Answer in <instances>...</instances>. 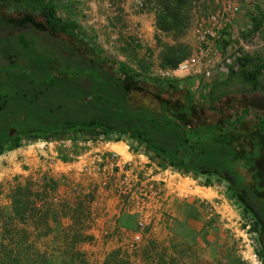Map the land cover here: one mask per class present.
<instances>
[{
	"label": "rangeland",
	"instance_id": "374dc122",
	"mask_svg": "<svg viewBox=\"0 0 264 264\" xmlns=\"http://www.w3.org/2000/svg\"><path fill=\"white\" fill-rule=\"evenodd\" d=\"M52 1L64 19L88 21V29L82 32L87 43L82 48L90 56L96 50L113 61L108 64L110 72L122 64L150 82L167 80L162 72L191 53L196 16L214 6L213 0H146L145 11L136 12L131 6L123 9V0ZM136 14L151 21L149 30H142ZM0 17L1 139L9 134V126L15 128L10 135L13 136L40 123H48L51 128L92 121L112 124L109 116L121 110L122 104L117 82L109 76L96 77L97 68L83 70L60 64L61 46L53 44L54 50L49 54L38 44L41 38L38 39L37 29L28 26V15L16 12L11 3L0 7ZM39 20L31 19L34 23ZM26 24L27 28H23ZM124 108L136 118L135 108L125 105ZM108 134L118 135L112 131ZM119 134H124L130 144L135 143L126 133ZM88 138L65 128L31 132L20 135V146L0 153V214L11 215L8 220L0 218V240L20 253V261L14 263L156 264L163 260L170 264L172 257L176 264H264L253 216L246 214L226 180L218 176L199 175V178L193 173L179 174L182 177L178 178L187 185L186 195L174 194L168 204L180 200L196 207L192 218L201 216L206 227L222 232L230 246V255H225V248L218 246L219 250L209 257L206 247L196 237L172 232V220L144 237L137 248L120 245L112 232L117 223L114 224L109 208L106 210L108 198H101L102 191L88 196L84 178L71 172L68 166L59 168L52 153L56 149L58 157L61 154L70 162L71 155L86 148L87 143L83 142ZM258 145L255 142V147ZM249 160L246 170L251 172V183L258 188L262 180L264 189V169L258 161L250 164ZM160 162L163 167L169 165ZM236 175L242 176L239 172ZM242 177L245 182L246 178ZM50 178L56 184L43 190ZM18 185L42 194L33 198L32 209L22 219L13 212L12 194ZM168 210L173 218L171 208Z\"/></svg>",
	"mask_w": 264,
	"mask_h": 264
},
{
	"label": "crops",
	"instance_id": "0c3cea01",
	"mask_svg": "<svg viewBox=\"0 0 264 264\" xmlns=\"http://www.w3.org/2000/svg\"><path fill=\"white\" fill-rule=\"evenodd\" d=\"M236 2L238 4V12L229 27L226 40H223L220 44L223 52L228 53L230 57L227 72L222 75L214 74L212 77H205L203 74L198 73L173 81L174 86L181 90L182 98H179V101L174 103L177 109L170 110V113L185 124L184 127L189 129V126L196 125L201 130L193 133L187 132L186 136L188 138L184 140V147H181L179 151L174 148L175 145L173 146L166 142L165 144L166 146H171V149H174L172 153L179 154L180 159L185 154L190 156L194 153L193 151L196 152L197 157L203 156L206 144H211L214 148L222 146L233 148V153L236 154L233 160L234 169L246 178V185H249L254 191L264 197V189L261 188L263 181L260 180L258 182V188L254 187L251 183V172H249L248 168L246 170L249 165L247 160L249 159V163H252V160L258 161L259 167L264 169V111L244 103V98L248 99L253 96H259L264 99V0H236ZM139 15L136 14V19L139 21L142 30L144 28L146 31L147 29L149 30L151 21ZM63 20L71 22L73 19L66 20L63 18ZM35 22L36 24L34 25L38 28L36 30L38 39L41 38L38 44H42L49 54L54 50L53 44L69 48L70 54L65 52L66 54L62 58L67 67L77 66L81 63L79 62L80 60L88 62L89 65H95L96 63L98 65L100 60H105L106 63L104 65L101 64L100 67L104 68L109 74L114 73L109 70L108 57L100 55L96 50H93L91 52L93 56H90L92 54H88L87 51L83 50L82 45L87 43V41L84 39L82 32L83 29H88V21L74 19L73 22L77 24V31L80 36L72 39L66 37L61 39L62 37L57 35L47 36L44 34L45 27L41 20ZM31 23H34V21H31ZM147 34L150 35L149 33ZM256 35L261 38L263 44L254 51H243L240 47V42L250 40ZM144 37L147 40L150 39L146 35ZM8 45L12 44L8 42ZM66 58L69 60H66ZM257 67H260V72L257 75V81L254 83L249 80V77ZM189 99H191L192 104L187 106L186 103H189ZM10 127L12 126H9L8 131H10ZM12 133L14 131H10V134ZM68 141L66 139V142ZM200 141L206 143L198 148L192 144L195 143L197 145ZM255 142H259L257 147H255ZM192 145L193 148H191ZM62 148L60 147L61 150ZM52 153L57 158L58 150L55 149ZM189 156L186 158H189ZM257 156H260V158L257 159ZM59 157H61V154H59ZM157 158L163 161L162 157L157 156ZM62 159L67 162L63 157ZM188 173L196 174L194 171ZM197 175L199 178L201 177L199 175H202L203 178L216 176L214 173ZM169 208L174 214L171 219L173 222L172 232L177 231L176 233L179 232L188 237L189 235L196 237V240L198 239V242L206 247L208 256L218 251V246L225 248V255H230V246L226 242L225 237H223L222 232L216 233L206 227L208 226L206 220L201 216L192 218L196 207L192 206L191 203L175 200L169 204ZM193 223H195V227ZM257 228V233H259L260 226ZM228 264L236 263L229 262ZM241 264L246 263L242 262Z\"/></svg>",
	"mask_w": 264,
	"mask_h": 264
},
{
	"label": "built area",
	"instance_id": "2783aa9c",
	"mask_svg": "<svg viewBox=\"0 0 264 264\" xmlns=\"http://www.w3.org/2000/svg\"><path fill=\"white\" fill-rule=\"evenodd\" d=\"M121 3L123 9L131 6L136 12H144L147 7L146 0H123ZM213 4L196 16L191 53L163 71L165 78L181 79L198 73L212 77L227 72L230 57L220 44L238 12V4L236 0H213ZM262 44L256 35L241 41L240 47L250 52ZM130 140L135 143L130 144L124 134L119 133L116 137L112 134L90 137L83 142L87 143L86 148L71 155L70 162L58 156L56 162L59 168L69 166L71 172L84 178L85 193L96 196L102 191L101 198H108L106 210L109 208L114 224L117 223L112 232L117 235L118 243L126 248H137L144 237L171 222L168 202L174 194L186 195L187 185L178 178L185 173L171 165L163 167L144 144L133 137ZM113 143H120L122 148L115 149L111 146Z\"/></svg>",
	"mask_w": 264,
	"mask_h": 264
},
{
	"label": "trees",
	"instance_id": "16d2710c",
	"mask_svg": "<svg viewBox=\"0 0 264 264\" xmlns=\"http://www.w3.org/2000/svg\"><path fill=\"white\" fill-rule=\"evenodd\" d=\"M9 3H11L12 8L16 12H24L25 15H28L29 19L26 22L30 28L38 29L34 25L36 23H31V19H40L45 27L44 34L47 36L57 35L62 37L61 39L65 37L72 39L80 36L77 31V24L73 21H64L59 16L52 0H0V7L9 5ZM23 28H27V24ZM58 52L63 57L67 52L70 54L69 48L65 46L61 47ZM62 60L60 59V64L66 66ZM66 60L69 59L66 58ZM110 61L113 63L112 60ZM248 61L250 60L248 59ZM79 62L81 63L77 65L78 68H82L83 70L89 69L90 67H93V69L97 68L98 73L95 75L96 77L109 76L115 83L117 82L120 88V94L118 96L122 99V104L121 110L114 111V115L110 114L109 118L113 120L112 124H98L92 121L51 128L48 123H40L38 127L36 126L33 129L23 130L21 132L18 131L15 135L10 136V131L15 132V128L12 126L6 138H0V153L4 150L14 149L20 146V135H26L31 132L37 133L38 131L45 132L51 129L65 128L70 133L79 131L81 137L92 138L108 134L109 131L127 133L128 136L135 138L138 142L150 149L155 157H162L163 163L169 164L183 173L190 171H194L196 174L214 173L218 177L226 178L229 181L227 186L231 189L232 195L236 200L244 206L246 214L250 213L249 215H251V212L253 213V226H255L257 232V227L260 226L259 236L261 239V253L264 260V197H261L262 195L254 191L252 187L246 185L241 175H236L237 172L233 165L236 154L233 153V148L223 146L214 148L211 144H206L203 156L197 157L196 152L193 151L194 153L190 156L185 154L180 159V155L172 153L174 149H171V146H166L165 144L166 142L173 146L175 145L174 148H177L176 150L179 151L181 147H184V140L188 138L186 136L187 132L190 131L193 133L194 131L201 130L196 125L189 126V129L184 127L185 124L170 113V110L177 109V107L173 108L174 103L179 101V98H182L181 90L174 86L173 81L175 79H167L165 80L166 82H150L148 78L133 73L122 64L119 65L118 70L114 71L113 74H109L104 68L102 69L100 67L101 64L104 65L106 63L105 60H100L98 65L97 63L95 65H87L88 62L86 63L85 61L82 64L83 60ZM259 68H255L253 74L249 77L250 81L254 83L257 81V75L260 72ZM188 101L189 103H186V105L190 106L192 101L191 99ZM124 105L136 109V118L133 119L132 115L125 110ZM134 120H136V123H133ZM205 143L200 141L197 145L195 143L192 144L198 148ZM193 145L191 148H193ZM176 150L175 152H177ZM187 156L189 158H186ZM47 181H49V184H44L42 186L43 190L45 188L47 189L48 186L50 187L56 184L52 178L47 179ZM87 195L91 196L89 194ZM40 196H42L41 192L18 185L12 194L14 214H17L22 219V215L27 210L32 209L30 207H32L33 198H39ZM1 217L7 220L11 219V215H4L3 217L0 214ZM20 256V253L15 248H9L8 245L0 240V264H23L21 262H13L17 261ZM169 263L176 264L172 257ZM156 264L166 263L161 260Z\"/></svg>",
	"mask_w": 264,
	"mask_h": 264
},
{
	"label": "water",
	"instance_id": "95a60500",
	"mask_svg": "<svg viewBox=\"0 0 264 264\" xmlns=\"http://www.w3.org/2000/svg\"><path fill=\"white\" fill-rule=\"evenodd\" d=\"M246 104H248L249 106L257 107L260 110L264 111V99L262 97H258V96L250 97L249 102H247Z\"/></svg>",
	"mask_w": 264,
	"mask_h": 264
},
{
	"label": "flooded vegetation",
	"instance_id": "af4514ba",
	"mask_svg": "<svg viewBox=\"0 0 264 264\" xmlns=\"http://www.w3.org/2000/svg\"><path fill=\"white\" fill-rule=\"evenodd\" d=\"M181 79H182V78H181ZM258 97H259V96H258ZM249 100H250V98H248V99H245V98H244V103L246 104L247 102H249ZM246 105H248V104H246ZM112 132H117V133H119L118 131H112ZM126 134H127V133H126ZM219 178H221V179H225L227 183L229 182L226 178H223V177H219Z\"/></svg>",
	"mask_w": 264,
	"mask_h": 264
},
{
	"label": "bare ground",
	"instance_id": "6f19581e",
	"mask_svg": "<svg viewBox=\"0 0 264 264\" xmlns=\"http://www.w3.org/2000/svg\"><path fill=\"white\" fill-rule=\"evenodd\" d=\"M114 144H119V145H120V146H119V147H117V148H115V147H114L115 149L122 148V145H121L120 143H113V145H114ZM113 145H112V146H113Z\"/></svg>",
	"mask_w": 264,
	"mask_h": 264
}]
</instances>
